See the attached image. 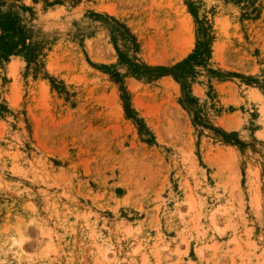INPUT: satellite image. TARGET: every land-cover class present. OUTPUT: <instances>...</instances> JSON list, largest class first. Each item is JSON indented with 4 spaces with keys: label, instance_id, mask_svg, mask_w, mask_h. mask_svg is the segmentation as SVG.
Returning <instances> with one entry per match:
<instances>
[{
    "label": "rangeland",
    "instance_id": "obj_1",
    "mask_svg": "<svg viewBox=\"0 0 264 264\" xmlns=\"http://www.w3.org/2000/svg\"><path fill=\"white\" fill-rule=\"evenodd\" d=\"M0 262L264 264V0H0Z\"/></svg>",
    "mask_w": 264,
    "mask_h": 264
},
{
    "label": "clouds",
    "instance_id": "obj_2",
    "mask_svg": "<svg viewBox=\"0 0 264 264\" xmlns=\"http://www.w3.org/2000/svg\"><path fill=\"white\" fill-rule=\"evenodd\" d=\"M31 223H35V221H32ZM21 246L29 239L28 237L24 236L23 233H21ZM0 264H2V262H0Z\"/></svg>",
    "mask_w": 264,
    "mask_h": 264
},
{
    "label": "bare ground",
    "instance_id": "obj_3",
    "mask_svg": "<svg viewBox=\"0 0 264 264\" xmlns=\"http://www.w3.org/2000/svg\"><path fill=\"white\" fill-rule=\"evenodd\" d=\"M14 242V241H13ZM19 243V242H18ZM13 244V243H12ZM15 244V243H14ZM19 246V245H18Z\"/></svg>",
    "mask_w": 264,
    "mask_h": 264
}]
</instances>
